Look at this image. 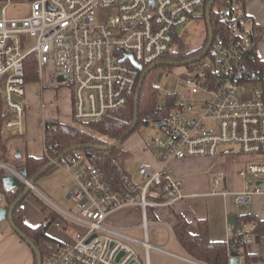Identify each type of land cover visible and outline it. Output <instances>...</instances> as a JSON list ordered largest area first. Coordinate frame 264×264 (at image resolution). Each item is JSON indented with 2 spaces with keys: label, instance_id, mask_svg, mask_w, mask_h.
Listing matches in <instances>:
<instances>
[{
  "label": "built area",
  "instance_id": "1",
  "mask_svg": "<svg viewBox=\"0 0 264 264\" xmlns=\"http://www.w3.org/2000/svg\"><path fill=\"white\" fill-rule=\"evenodd\" d=\"M206 0H0V93L5 137L25 133V71L31 63L39 83L48 75L49 88L68 87L73 118L77 122L100 120L124 108L135 96L139 71L161 62L173 47L177 30L198 20ZM24 5L26 16L8 18L10 5ZM111 9L108 14L97 13ZM230 33L213 37L204 58L182 75L185 90L176 93V108L150 142L159 158L156 168L139 164L141 179L135 184L123 177L128 192H114L102 173L80 152L55 163L75 181L70 193L79 204L78 214L64 213L82 227L75 242H56L42 264H153V253L171 264H204L190 256L166 251L149 242L148 211L186 199L181 182L174 179L172 159L249 158L238 172L240 192H213L223 201L233 196L235 209L248 210L253 197H264V77L249 56L257 42L255 24L241 0H225L219 9ZM98 17V21H96ZM129 55L132 56L129 58ZM63 79V80H59ZM157 126V125H156ZM44 128V123H43ZM45 148V147H44ZM44 156L50 162L46 148ZM7 166L0 162V168ZM225 173L213 178L214 187ZM161 196L163 200L154 198ZM128 209L141 217V237L107 224L114 212ZM254 224L242 229H254ZM233 227L226 229L228 241ZM256 234L246 232L242 242ZM264 241V234L258 236ZM236 252L239 263L242 251ZM238 263V264H239Z\"/></svg>",
  "mask_w": 264,
  "mask_h": 264
},
{
  "label": "crops",
  "instance_id": "2",
  "mask_svg": "<svg viewBox=\"0 0 264 264\" xmlns=\"http://www.w3.org/2000/svg\"><path fill=\"white\" fill-rule=\"evenodd\" d=\"M244 5L245 13L253 20L258 29V40L255 45L256 54L260 59H264V0H245ZM69 90L68 87L64 86L54 89L49 88L44 81L39 83L37 79L34 82L27 83L25 133L22 136L6 137L9 144L7 153L9 162L4 164L7 167L15 169L12 162L16 151H19L20 158H23L24 154L34 158L44 156L43 123L46 120H57L60 123L71 125L70 115L72 110L73 116V108L71 91ZM121 148L130 154V158L132 157L135 171L139 164H146L151 168H156L159 164V158L154 150L150 148V143H145L137 135L132 134L129 136L121 144ZM245 163L246 159H238L235 155H222L217 158L170 160L169 166L172 176L181 182L182 192L186 199L176 201L167 207L153 208L152 219H150L148 211L149 231L152 228L150 223L152 222L174 237L172 229L176 224L175 214H180L189 223L190 232H203L209 237L210 241L224 242L226 229L229 227L228 219L230 217L235 218L233 213L238 212V209H229L226 205V200L223 201L219 196L209 195L213 193L211 192L212 180L217 173L223 172L225 173V181L220 187L229 192L242 191L245 181L239 177L238 172ZM57 169L55 168L46 175L41 176L36 182H41L45 191L54 199L62 202L71 201L75 206V211L78 212L79 204L74 201L77 195L74 194L71 198L70 194L74 187L69 186L68 181L65 179H56L55 172ZM129 178L131 179L130 174ZM34 191L39 192L35 187ZM41 195L44 196L43 194ZM49 201L63 214L69 213L62 210L50 198ZM4 204L5 202L3 201L0 207ZM21 208L23 222L29 227L42 224L45 218L50 215L49 212L42 209L37 199L33 200L30 197H27L22 202ZM247 211L260 220H264V197H253ZM108 223H111L110 226L124 230L131 235V232L139 230L138 226L141 223V217L137 211L122 209L110 215L107 220ZM77 230L81 232L82 227H78ZM8 232L10 231L0 228V259L7 250H9L8 256H10L3 264H33L35 262L33 252L15 233ZM59 234L55 230H51L50 227L47 230V235L50 238L58 243L65 244L55 239L56 237L61 238ZM149 238L152 241L155 240L151 233ZM174 240L177 243L175 237ZM69 242L68 244H72L73 240H69ZM177 245L180 248L178 243ZM13 252H15L16 256H12ZM244 254L251 260L250 264H264V241L247 242L242 256ZM165 261V264H171L169 260L165 259ZM243 261L244 259L239 264H243ZM154 264L160 263L155 261Z\"/></svg>",
  "mask_w": 264,
  "mask_h": 264
},
{
  "label": "trees",
  "instance_id": "3",
  "mask_svg": "<svg viewBox=\"0 0 264 264\" xmlns=\"http://www.w3.org/2000/svg\"><path fill=\"white\" fill-rule=\"evenodd\" d=\"M210 0H206L205 8ZM225 0H215L210 13V24L213 32V36L216 38L218 35L230 38V33L225 29L222 24L221 15L219 12L220 7L224 4ZM245 1V0H241ZM205 25V37L201 47L192 50L187 53L185 46L182 45L183 41L176 37L172 49L160 60L162 62H179L185 61L199 56L207 46L208 32L205 19V11L203 15L198 19ZM256 37L258 40V29L255 25ZM249 56L255 57V60L251 62L254 67L260 70L261 75L264 77V59H260L255 49L251 50ZM196 63L184 66L186 70L191 69ZM173 67H160L150 71L143 81L142 89L139 94L138 100V124L134 131L135 133L140 128L155 127L167 119L171 112L176 108V93L166 94L161 102V95L159 87L156 83V73L158 70H171ZM139 73V78L141 76ZM36 72L31 63L28 64L25 71V82L30 83L36 81ZM134 98L130 99L127 105L121 110L114 112L100 120H92L86 122H77V125L63 124L57 120H46L44 122V146L47 150L49 158L56 159L63 151L69 147L84 144H96L107 145L114 140L119 139L130 128L133 116H134ZM5 116L3 114L2 95L0 93V162L8 163V142L7 138L2 134L1 129ZM131 134V135H132ZM130 135V136H131ZM129 137V136H128ZM127 137V138H128ZM126 138V139H127ZM125 139V140H126ZM124 140V141H125ZM123 141V142H124ZM122 142V143H123ZM84 155L88 164L97 170H99L106 183L117 193L128 192L127 188L123 185V177H128L126 163L130 159V154L118 147L109 151L99 150H81L77 151ZM74 153V152H72ZM14 168H24L27 173V179L33 177L40 169L50 163V160L46 156L34 158L24 154L23 158L13 159L12 162ZM56 166L48 170L44 175L54 170ZM6 173L4 169L0 168V195L3 196L4 202L10 205L21 193L24 188L15 189L12 192L6 193L2 186V176ZM32 192V191H31ZM29 193V195L31 194ZM37 199V198H36ZM157 201L163 200L161 196L154 198ZM23 202V201H22ZM22 202L14 209L13 222L15 226L23 232V234L35 245L37 250L41 253L42 259L48 257L53 250L55 240L47 235L48 228L58 218L54 213H50L45 218V221L35 227H29L24 224L22 219ZM37 202L42 206L44 205L37 199ZM153 208L149 209V217L152 219ZM235 215V226H233V235L228 238L227 242H213L203 232L192 233L189 231V223L180 215L175 214L176 224L174 225L172 232L183 252L191 258L202 262L204 264H228L229 253L231 250L242 251L244 253L245 245L247 242H242V235L246 232L256 234L253 241H260V234H264V220H260L251 212L239 208L238 212L233 213ZM254 224V229L244 230L243 225ZM243 264H250V259L244 254ZM35 264V262L33 263Z\"/></svg>",
  "mask_w": 264,
  "mask_h": 264
},
{
  "label": "rangeland",
  "instance_id": "4",
  "mask_svg": "<svg viewBox=\"0 0 264 264\" xmlns=\"http://www.w3.org/2000/svg\"><path fill=\"white\" fill-rule=\"evenodd\" d=\"M26 10L27 8L24 5L13 4L7 8L6 15L8 18H22L26 16V12H27ZM111 12H112L111 9H107V10H100L97 13L108 14ZM96 21H98V17H96ZM205 30H206L205 25L200 20H193L191 22H188L184 27L179 28L177 30L178 39H181L183 41L182 45L185 46V50L187 51V53L191 52L192 50H195L198 47H201L204 41V37H205ZM184 72H186V68L184 66L174 67L171 70H158L157 71L156 83L159 87V91L161 95V102H162L163 97L166 94L173 93V92L182 93L185 90V83L182 78V75L184 74ZM48 79H49L48 75L45 74L43 76V81L46 84L48 82ZM70 116H71L70 123L77 125L78 123H76V121L74 120L72 116V110H71ZM133 135H137L141 140L145 141V143H150L151 140H153L155 137L160 135V133L158 129L155 127H147V128L142 127L139 130H137L135 133H133ZM235 157H238V159L239 158L246 159V161L250 160L249 158L241 156V155H235ZM126 165H127V172L131 176V181L135 184H140L141 179L136 173V171L134 170L135 165L133 163L132 157L127 161ZM55 173H56L55 175L56 179L58 178H60L61 180L65 179L68 181L69 186L75 187L76 185L75 181L72 178H70L69 175L65 174L63 171L59 169H57ZM34 187L37 190H39V192H36L33 190L28 197L32 198L33 200H35L36 198L39 199L44 205V208L47 212L54 213L58 217L56 221L50 226L51 230H55L57 233H60L59 235L61 238L56 237L55 239H57L60 242L65 243L66 245H71V244H68L70 243L69 240H73V242H75V236L77 233H79L77 228L80 226L76 224L75 222L71 221L67 216H65L58 209H56L50 203L49 198L55 203H57L61 207L62 210L67 211L71 214H78L74 209L75 206L72 204L71 201L62 202L61 200L58 201L54 199L51 195H49V193L45 191L44 187H42L41 182L39 183L36 182ZM221 191H224V189H222L221 187H214V185H212L211 192H221ZM225 191H228V190H225ZM41 194H43L44 196H42ZM233 200H234L233 196H230V195L227 196L226 205L229 209L234 208ZM150 223H151L152 228L149 231V234L151 233V235L155 239L153 240L155 242L154 243L149 238V242L151 244L161 246L166 251H169V252H172L178 255H184L182 250L178 247L177 243L175 242L173 235L166 233L163 228L157 227L156 224H153L152 222ZM108 224L111 225V223H108ZM0 228H2V230L10 231L8 233L13 232L7 220L0 222ZM131 235H133L136 238H140V231L135 230L131 232ZM8 251L9 250L5 251L3 257L0 259V264H3L7 260V258L10 257L8 256ZM12 256H16L15 252H13ZM165 259L166 258L161 257L155 253L151 255V260L153 264L155 263V261L157 263L159 262L160 264H165L166 262Z\"/></svg>",
  "mask_w": 264,
  "mask_h": 264
},
{
  "label": "water",
  "instance_id": "5",
  "mask_svg": "<svg viewBox=\"0 0 264 264\" xmlns=\"http://www.w3.org/2000/svg\"><path fill=\"white\" fill-rule=\"evenodd\" d=\"M215 0H210L209 3L206 6L205 10V19H206V26H207V32H208V43L204 51L197 57L185 60V61H179V62H158L144 70H142V67L135 63L132 60V56L129 55V58L132 60L133 66L141 71V76L138 81L137 89L135 92L134 96V116H133V121L130 126V128L126 131L124 135H122L119 139L112 141L111 143L107 145H96V144H84V145H76L69 147L65 151H63L55 160L54 162H50L48 165L40 169L33 177L27 179V173L24 168L21 169H12L10 167H6L5 171L6 173L2 176V186L3 190L6 193L12 192L15 189H19L24 186L22 193L10 204H4L0 207V222L7 220L12 231L29 247V249L33 252V255L35 257V264H42V255L41 253L37 250L35 245L23 234L21 230H19L14 222H13V212L14 209L22 202L24 201L28 196L29 193L34 190V185L36 181L41 178L48 170L52 169L55 166V163H57L61 158L64 156L76 152V151H81V150H99V151H109L112 150L119 145L122 144V142L132 134L134 129L136 128L138 124V100H139V94L142 89L143 81L145 79V76L152 70L160 67H181V66H186L189 64L196 63L200 61L202 58L205 57L207 52L209 51L212 41H213V32L211 29V24H210V13L212 10V6L214 4ZM63 80V79H59ZM163 123H160L156 126L157 129H161L163 127ZM21 157L19 151H16L15 153V158L19 159ZM4 201L3 196L0 195V204ZM228 224L229 226H235V218L230 217L228 219ZM239 263V257L236 252L230 253V264H238Z\"/></svg>",
  "mask_w": 264,
  "mask_h": 264
}]
</instances>
